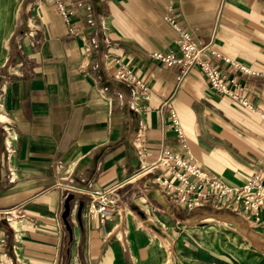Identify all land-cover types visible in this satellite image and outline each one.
I'll return each mask as SVG.
<instances>
[{
	"label": "crops",
	"instance_id": "1",
	"mask_svg": "<svg viewBox=\"0 0 264 264\" xmlns=\"http://www.w3.org/2000/svg\"><path fill=\"white\" fill-rule=\"evenodd\" d=\"M72 5L67 23L53 0H20L10 21L0 63V264H163L164 235L210 216L215 230L264 233L236 220V209L209 211L216 206L208 199L193 209L174 202L154 181L159 169L128 180L164 147L188 153L231 187L257 172L264 179V74L217 61L227 82L235 78L238 87L229 86L247 101L242 105L212 89L200 67L177 81L179 65L152 55L181 56L165 20L170 14L196 42H211L221 55L264 73V0ZM118 62L150 89L142 108L132 106V84L113 78ZM140 131L142 146L134 143ZM121 182L109 220L87 214L89 197L75 189Z\"/></svg>",
	"mask_w": 264,
	"mask_h": 264
},
{
	"label": "built area",
	"instance_id": "2",
	"mask_svg": "<svg viewBox=\"0 0 264 264\" xmlns=\"http://www.w3.org/2000/svg\"><path fill=\"white\" fill-rule=\"evenodd\" d=\"M53 1L65 21L70 23L72 11L68 6L72 5L74 0ZM165 20L176 31L175 43L181 52V56L176 57L171 52L168 54L154 52L153 56L167 66L179 65L180 69L176 76L177 81H181L187 76L192 67L198 66L204 72L212 89L221 94H227L242 105H247V101L238 97L229 86L230 83V85L235 86L234 88L238 87L235 78L231 77L227 82L226 72L217 64V61H222L228 67L241 71L246 75L264 73L254 71L237 60L221 55L213 49L211 42H196L186 30L177 24L172 15H165ZM70 30H72V26H70ZM112 76L117 80H124L132 84V106L135 109L142 108L143 103L150 99L151 92L148 86L138 79L126 64L118 62ZM169 113L176 137L181 146L186 147L184 134L178 125L175 112L170 110ZM134 143L138 146L143 145L141 144V131L136 134ZM155 168L161 169V172L154 177L158 189L168 193L174 202L184 207L192 208L200 205L205 199L221 197L231 192H240L244 198L245 208L253 214L258 215L260 206L264 204V181L261 173L253 175L241 188H233L218 177L206 174L188 153L186 156H182L171 147H164L154 163L137 171L128 180L142 172L145 173ZM122 184L123 182L106 190H75L88 195L89 198L85 204L87 214L97 215L99 221L104 222L110 219L117 203V190Z\"/></svg>",
	"mask_w": 264,
	"mask_h": 264
},
{
	"label": "rangeland",
	"instance_id": "3",
	"mask_svg": "<svg viewBox=\"0 0 264 264\" xmlns=\"http://www.w3.org/2000/svg\"><path fill=\"white\" fill-rule=\"evenodd\" d=\"M19 1L20 0H0V54L5 51V42L9 35L10 21L16 14ZM68 7L70 9L71 5ZM2 55H4V53L0 55V63L4 59ZM160 172L161 169H159V173ZM257 173H253L252 176ZM243 185L233 188H241ZM208 200L215 202L216 206L209 211L216 209L233 211L236 209L240 216L235 219L239 222H245V220H247L252 222L255 226L261 225L264 227V216L261 215L264 204L260 206L258 215L253 214L250 210L245 208L244 198L240 192H231L230 194L227 193L221 197L209 198ZM195 207L197 206L185 208L193 209ZM210 217L214 218L212 216ZM211 218L205 220L203 223H197V221L191 223L193 225H189L184 229H176L174 233L167 232L168 235H164L163 242L161 243L164 258L163 264H204V262L205 264H264V233L261 234L260 232L256 233L254 231L249 233L250 238H247L245 236L247 233L242 229L243 226L233 230L230 225H222V227H224L223 229L226 230L225 233V231H219L220 226L215 219ZM241 219L242 221H240ZM223 223L225 224V222ZM228 223L229 222H227V224ZM237 224L239 223L237 222ZM214 225L219 228V230H215L213 227Z\"/></svg>",
	"mask_w": 264,
	"mask_h": 264
},
{
	"label": "water",
	"instance_id": "4",
	"mask_svg": "<svg viewBox=\"0 0 264 264\" xmlns=\"http://www.w3.org/2000/svg\"><path fill=\"white\" fill-rule=\"evenodd\" d=\"M68 213H69V204H67L65 207L64 217H66Z\"/></svg>",
	"mask_w": 264,
	"mask_h": 264
}]
</instances>
